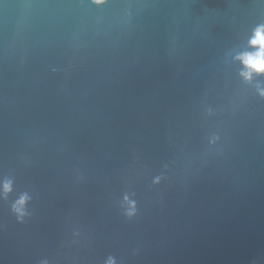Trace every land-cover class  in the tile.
Wrapping results in <instances>:
<instances>
[{"label": "water", "instance_id": "1", "mask_svg": "<svg viewBox=\"0 0 264 264\" xmlns=\"http://www.w3.org/2000/svg\"><path fill=\"white\" fill-rule=\"evenodd\" d=\"M264 0H0V264H264Z\"/></svg>", "mask_w": 264, "mask_h": 264}, {"label": "clouds", "instance_id": "2", "mask_svg": "<svg viewBox=\"0 0 264 264\" xmlns=\"http://www.w3.org/2000/svg\"><path fill=\"white\" fill-rule=\"evenodd\" d=\"M251 43L260 45V50L254 55L243 57V62L252 70L264 71V34L257 32Z\"/></svg>", "mask_w": 264, "mask_h": 264}]
</instances>
